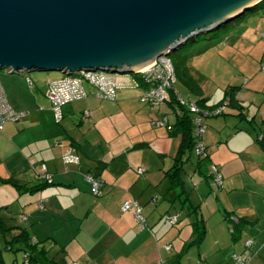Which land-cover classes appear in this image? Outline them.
<instances>
[{
    "label": "crops",
    "instance_id": "crops-1",
    "mask_svg": "<svg viewBox=\"0 0 264 264\" xmlns=\"http://www.w3.org/2000/svg\"><path fill=\"white\" fill-rule=\"evenodd\" d=\"M1 76L8 104L14 112L25 113L0 132L2 264H6L3 242L12 240L20 229H26L32 242L60 264H234L235 254L251 256L252 264H264V84L260 79L230 87L235 88L232 111L225 109L207 125L203 138L209 167L218 166L222 186L215 189L211 168L209 174L195 168L196 186L189 197L199 206L207 232L199 245H191L193 219L177 227L163 224L158 207V187L167 181L165 172L172 167L180 142L179 136H170L176 116L169 103L157 110L144 107L140 90L145 87L136 78L118 80L128 86L118 88L114 100L97 99L86 84L88 97L65 106L58 124L45 92L50 81L61 77H39L37 85L27 73ZM199 92L192 102L204 100L206 109L224 98L215 100ZM71 149L81 161L65 166L62 156ZM43 166L52 175L51 183L40 178ZM85 175L103 182L100 196L91 193ZM40 201H45L43 209L38 207ZM127 201L141 208L144 229L133 212H122ZM168 215L178 216L172 206L164 212ZM248 240L253 241L250 250L245 249ZM167 244L172 246L169 252L164 249ZM4 249L26 255L18 243Z\"/></svg>",
    "mask_w": 264,
    "mask_h": 264
},
{
    "label": "water",
    "instance_id": "water-1",
    "mask_svg": "<svg viewBox=\"0 0 264 264\" xmlns=\"http://www.w3.org/2000/svg\"><path fill=\"white\" fill-rule=\"evenodd\" d=\"M264 0H0V71L135 75Z\"/></svg>",
    "mask_w": 264,
    "mask_h": 264
},
{
    "label": "rangeland",
    "instance_id": "rangeland-1",
    "mask_svg": "<svg viewBox=\"0 0 264 264\" xmlns=\"http://www.w3.org/2000/svg\"><path fill=\"white\" fill-rule=\"evenodd\" d=\"M168 57L177 70L178 78L175 89L187 103H194L192 101L199 98V91H201L204 96L211 98L215 97V100H220L224 97L226 89L235 86L240 87L245 83L246 79L251 81H255V78L260 79V83L264 84V73L261 70V62L264 61V3L256 12L248 11L245 16L222 25L216 31L208 35H200L195 40L189 41L179 50L172 52ZM8 73L9 71L7 70L0 71V80H2V74ZM28 75L31 76L34 83L37 85V78L39 77L56 79L64 76L60 72H33ZM112 77L124 82L136 81L133 75L113 74ZM140 91L142 95L144 91ZM166 105L167 102L158 107H151L150 105H144V107L149 109L155 108V110H157L162 106V108H164ZM232 109L233 108L228 106L226 112L228 113L232 111ZM168 111L172 113L171 108H169ZM170 117L172 120H175L173 114H171ZM213 119H215V117L206 119V127ZM203 137H205V135H203ZM56 141L60 142V140ZM203 146L205 147L204 138ZM207 156L200 157L195 153V150H193L190 155L191 159L185 163L182 177L185 182V188L188 187L189 189L188 192L193 190L196 186L192 179L194 178V170L197 168L200 159V168L202 171L205 172V174H209L208 169L211 168L212 172L213 166L209 167V158ZM166 182L168 183V181H165L158 187V207H161V214H163L161 219L162 223L174 226L167 221L169 215L164 216L166 208H168V206L171 207L170 203L174 199L173 194L169 196L166 195L168 191ZM212 184L215 189H218L213 179ZM172 209L180 220L175 227L183 222L187 223L188 220L190 221V215H187L185 211L180 209L178 202L172 206ZM190 226L192 228L191 223ZM5 245L8 244L3 242L1 249H3V256L6 264H23L25 261L23 252L13 250L7 251L4 249ZM53 259H55V257Z\"/></svg>",
    "mask_w": 264,
    "mask_h": 264
},
{
    "label": "built area",
    "instance_id": "built-area-1",
    "mask_svg": "<svg viewBox=\"0 0 264 264\" xmlns=\"http://www.w3.org/2000/svg\"><path fill=\"white\" fill-rule=\"evenodd\" d=\"M261 70L264 73V61L261 62ZM113 74L95 71V72H77L75 75H64L60 79L52 80L48 83L45 95L51 104V111L56 123H60L63 120V108L76 101L84 100L88 97L85 89V84L89 85L94 90V96L100 100H114L116 91L118 88H126L128 84L119 83ZM138 79L139 84L145 87L144 93L141 96V102L151 107H158L164 104L168 100L169 93L172 91L175 93L177 101L186 106L192 115V123L194 126V136L196 138V145L194 146L195 153L198 156H207L205 147L203 146V135L206 132V119L211 117H217L224 114L225 109L228 106V101H224L217 107L212 109H201L195 103H187L175 89L177 82L176 71L174 64L169 57H159L154 60V64L137 72L133 75ZM27 84L32 87L33 82L29 77H26ZM139 86V85H138ZM88 116V113L85 114ZM25 116V113H16L10 107L7 102L4 90L0 84V132L7 122H17L19 119ZM153 125H162L152 121ZM55 144L60 145L59 141ZM80 157L76 153L75 149H71L62 156V162L65 166L78 165L80 163ZM145 169L139 170L140 174H143ZM212 176L215 185L219 188L222 186V176L219 172V168L216 165L212 167ZM40 178L47 183L52 182V175L46 170V167H42ZM86 181L90 184V191L94 196H100L101 187L103 182L92 175H85ZM45 201H40L38 207L44 208ZM122 212H133L136 221L142 229L146 227L145 219L142 216V210L136 202H125L122 205ZM167 221L176 225L178 222L177 216H168ZM253 241L248 240L245 243V249L250 250L252 248ZM164 249L169 252L172 249L170 244H167ZM234 264H252L251 256H244L235 254L233 256ZM24 264H29V258L25 255Z\"/></svg>",
    "mask_w": 264,
    "mask_h": 264
},
{
    "label": "trees",
    "instance_id": "trees-1",
    "mask_svg": "<svg viewBox=\"0 0 264 264\" xmlns=\"http://www.w3.org/2000/svg\"><path fill=\"white\" fill-rule=\"evenodd\" d=\"M263 3L264 2L260 3L250 11L256 12L257 9L263 5ZM246 13L241 15L240 17L245 16ZM175 71L177 76L176 68ZM234 89L235 88H228L227 90H225L224 98L217 106H219L220 104H222L224 101L227 100L229 102L228 105L230 106L232 101V92L234 91ZM166 102L169 103L171 108L174 110L173 112L175 113L176 116L175 124L172 127H170V136L180 137L177 153L176 156L173 158V165L167 172H165V177L168 181L167 192L174 195V199L170 203L171 206H173L176 202H178L180 209L185 211L186 214L190 215V217L193 219V222L191 223L193 229V233H192L193 239L191 241V245H199L203 241L206 235V229L203 224V220L199 216V211H198L199 206L194 205L192 201H190V197H189L190 192L186 190L185 182L182 177V173L184 171V165L188 160L191 159L190 155L194 150V146L196 145V138L194 136V126L192 123V115L190 114L189 109L186 106L180 104L177 101L174 92L171 91L169 93L168 100ZM197 105L201 109H206L203 107L204 100L197 101ZM200 162L201 159L199 160V164L197 165V167L200 166ZM241 223L242 220L240 219L239 223L237 224V227ZM0 224H2V220H0ZM15 243L21 244V249L24 250L27 257L29 258V264H31L32 262L35 264H60L57 263L55 260L48 258V250H46L42 246L40 247L39 243L32 242L29 233L26 229H20V233L17 236L13 237V239L10 240L7 244L11 249V246L15 245ZM0 264H2L1 255H0Z\"/></svg>",
    "mask_w": 264,
    "mask_h": 264
}]
</instances>
